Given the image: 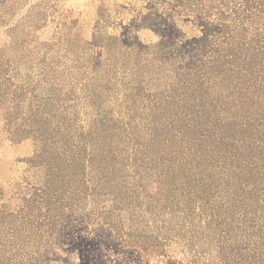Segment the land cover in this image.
Masks as SVG:
<instances>
[{"label": "rangeland", "instance_id": "obj_1", "mask_svg": "<svg viewBox=\"0 0 264 264\" xmlns=\"http://www.w3.org/2000/svg\"><path fill=\"white\" fill-rule=\"evenodd\" d=\"M194 3H201L200 8ZM263 10L259 0H0V58L11 63L9 71L17 77L33 76L34 83L40 79L36 89L21 99L26 110L30 106L36 109L42 94L49 93L54 101L47 102L44 109H53L50 122L56 123L65 114L55 113L58 105L67 109L69 123L91 124L125 110L113 103L111 90L94 84L106 73L111 81L121 79V86L124 77H129V88L141 75L171 73L169 69L175 67L164 53L175 48V41L202 36L207 22L229 26L244 22L247 35L228 34L219 40L262 44L264 18L257 14ZM255 32L261 35L252 34ZM165 33L173 38L164 37ZM137 58L140 68L134 64ZM52 70L57 74L50 80ZM119 88L122 95L126 89ZM94 89L102 92L91 101L88 94ZM145 108L142 106L136 117L139 121L142 116L143 125L152 120V115H147L150 109ZM39 111L41 119L49 110ZM239 122L234 129L239 132H231L237 140L248 127ZM254 131L264 140L262 120L256 122ZM19 139L9 137L0 114V212L31 213L41 221L43 215L55 219L54 225L44 228L45 233L34 235L35 240L45 236L34 264H170V260L203 264L216 254L211 244L214 236L202 247L196 246L198 238L195 245L178 237L166 244L155 240L163 224L170 234L185 229L176 202L164 197L168 186L157 182L156 174L139 170L131 174L135 180L122 178V174L108 175L99 172L88 156L84 166L88 188H82L80 197L70 199L65 194L72 184L68 180L75 179L65 166L70 154L61 148L41 151L42 142L36 135ZM97 157L98 161L105 159V155ZM124 179L129 182L122 188L119 184ZM112 185L120 189V196ZM38 189L51 192L47 201L34 202L40 201ZM196 220L206 226V216Z\"/></svg>", "mask_w": 264, "mask_h": 264}, {"label": "trees", "instance_id": "obj_2", "mask_svg": "<svg viewBox=\"0 0 264 264\" xmlns=\"http://www.w3.org/2000/svg\"><path fill=\"white\" fill-rule=\"evenodd\" d=\"M194 4L200 8L201 3ZM259 5L263 6L264 0H259ZM257 16L263 19L264 10ZM203 26L202 36L175 41V48L164 53L175 67L169 69L171 73L139 75L141 78L137 77V84L131 88L127 86L132 82L127 80L129 77H124L123 86L118 77L111 81L108 73L97 79L94 84L111 90L113 103L125 110H117L118 115L114 113L107 121L91 124L69 123L67 109L58 105L55 113L65 114L56 123L50 122L53 109H44L47 102L54 101L49 93L42 94L36 109L30 106L26 110L21 99L36 89L40 79L34 83L33 76L17 77L9 71L11 63L0 58V114L10 138L22 140L36 135L42 142L41 151L61 148L70 154L65 164L75 177L68 180L72 184L65 191L70 199L80 197L82 188H88L84 178L88 156L99 172L122 174L128 180H135L131 174L139 170L150 171L159 177L157 182L168 186L167 195H163L176 202L181 227H185L170 234L163 224L156 241L166 244L178 237L195 245L198 238L196 246L202 247L214 236L211 244L216 254L203 264H264V140L254 131L256 122H264V43L219 40L228 34L247 35L244 22L231 26L207 22ZM164 37L173 38L171 33ZM134 64L140 68L141 60L137 58ZM56 74L52 70L50 80ZM119 87L126 89L122 95ZM101 92L94 89L88 97L94 101ZM144 101L150 105H144ZM142 106L150 109L147 115H152L145 125L142 116L136 120ZM40 109L49 110L45 118L38 119ZM238 122L248 127L237 140L231 132H239L234 130ZM97 155H105L106 160L98 161ZM125 179L119 184L122 188L129 182ZM113 188L120 196V189ZM38 190L40 201L34 202L47 201L51 192ZM203 216L206 226L196 220ZM42 217L49 223L31 213L22 216L0 212V264H34L38 245L45 238L40 235L35 240L34 235L45 233L44 228L55 224L53 216ZM170 264L184 263L170 260Z\"/></svg>", "mask_w": 264, "mask_h": 264}]
</instances>
